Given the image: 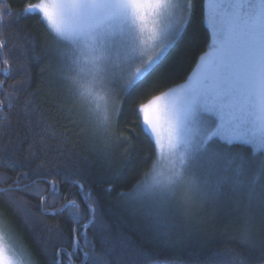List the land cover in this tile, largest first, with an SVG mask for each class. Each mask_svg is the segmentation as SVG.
Listing matches in <instances>:
<instances>
[{
    "label": "snow or ice",
    "instance_id": "snow-or-ice-1",
    "mask_svg": "<svg viewBox=\"0 0 264 264\" xmlns=\"http://www.w3.org/2000/svg\"><path fill=\"white\" fill-rule=\"evenodd\" d=\"M205 6L206 50L197 58L199 40L195 35L188 39L190 32L195 33L194 0H36L25 4L23 15H38L51 42L42 57L35 55L32 41L23 54L50 58L56 82L87 107L110 139L133 143L134 131L129 129L131 135L123 138L113 136L110 121L114 95L122 92L133 100L138 127L152 145L155 162L129 190L118 192L117 199L145 218L157 240L176 244L198 231L200 221L194 219L193 208L230 209L248 251L240 264H264V0H205ZM12 15L6 4L0 8V28ZM8 50L7 40L0 39V60L5 65ZM2 71L8 76L11 69ZM179 79L184 82L176 83ZM0 92L5 97L0 100L2 129L9 120L4 109L11 111L16 97L2 82ZM32 116L26 105L29 124ZM101 155L110 160L107 147ZM0 160V167L19 166L6 150L0 152ZM72 175L78 177L73 183L84 206L68 199L62 211L67 210L78 226L83 244L77 227L67 236L59 224L46 226L55 233L43 242L47 264H65L64 256L72 264L78 253L83 255L80 264H154L147 258L124 259L125 250L140 257L142 249L124 233H113L93 190L85 187L88 169L74 167ZM108 175L105 191L115 192L121 169L109 165ZM21 178L27 180L28 172L18 174L0 193L10 194L15 202L12 193L41 191L38 180L21 185ZM9 179L0 176L2 182ZM49 183L56 195L55 182ZM47 214L41 206V215ZM32 222L36 223L34 217ZM90 226L100 231V253L90 247ZM65 240L73 251L62 246ZM0 264H35L3 213Z\"/></svg>",
    "mask_w": 264,
    "mask_h": 264
},
{
    "label": "trees",
    "instance_id": "trees-1",
    "mask_svg": "<svg viewBox=\"0 0 264 264\" xmlns=\"http://www.w3.org/2000/svg\"><path fill=\"white\" fill-rule=\"evenodd\" d=\"M34 2L36 0H0V8L6 4L13 12L11 17L4 18L7 26L0 28V39H6L10 48L4 57L8 64L0 60V82L16 97L11 111L4 109L9 113V120L0 129V152L6 150L13 154L19 164L15 168L7 164L0 167V176L10 177L7 182L0 181V188L12 184L18 174L28 172L29 178H21L20 184L38 180L41 191L12 193L16 197L15 202L9 199L10 194L0 193V213L4 214L20 242L33 254L35 264H47L43 242L52 240L55 233L48 231L46 226L59 224L67 236L71 235L74 227L78 229L69 212L62 211L68 199H76L81 207L84 206L80 189L73 183L78 179L72 175L74 167L88 169L87 183L84 180L80 182L85 183L86 189L93 190L100 213L113 233H124L142 249L143 256L140 257L125 250L124 259L147 258L154 264H191L197 260L212 259L222 264H240L248 251L240 239L236 216L230 209L209 212L201 211L199 207L193 208L194 219L200 221L199 230L180 243L167 244L153 236L142 215L132 213L118 201L117 193L129 190L152 167L155 162L152 145L138 127L132 99L119 92L116 102L110 105V121L115 126L113 136L123 138L131 135L129 129L134 131L136 135L132 136L133 143L110 139L97 126L87 107L82 106L79 99L56 82L54 63L50 58L33 59L23 54L27 42L32 41L35 55L42 57L51 42L38 15H23L25 4ZM194 5L195 33L190 32L188 39L195 35L199 40L196 51L198 58L202 54L201 50H206L204 33L208 28L204 21L205 0H194ZM5 67L11 69L8 76L3 74ZM190 72L191 69H188L187 74ZM183 82L184 79L176 81ZM0 100H5L2 92ZM26 105L33 110L30 124L25 117ZM106 147L110 153L108 161L101 155ZM109 165L121 169V175L115 183L116 191L111 193L105 191ZM50 181L56 184V195L52 194ZM41 197L46 199L42 201ZM41 206L47 209V215H41ZM33 217L36 223L32 222ZM82 223H87V220ZM87 234L92 241L90 247L94 246L96 252L100 253L99 229L90 226ZM76 235L83 244L79 229ZM62 246L67 247L69 252L73 251L68 247L67 240ZM114 255L120 256L119 244ZM62 259L67 264V256ZM82 259V253H78L72 257V264H80Z\"/></svg>",
    "mask_w": 264,
    "mask_h": 264
},
{
    "label": "rangeland",
    "instance_id": "rangeland-1",
    "mask_svg": "<svg viewBox=\"0 0 264 264\" xmlns=\"http://www.w3.org/2000/svg\"><path fill=\"white\" fill-rule=\"evenodd\" d=\"M118 93H119V92H118ZM118 93L112 97V99L110 100V105L112 104V102H116V96L118 95ZM110 112H111V110H110ZM202 210H203V209H201V211H202Z\"/></svg>",
    "mask_w": 264,
    "mask_h": 264
}]
</instances>
